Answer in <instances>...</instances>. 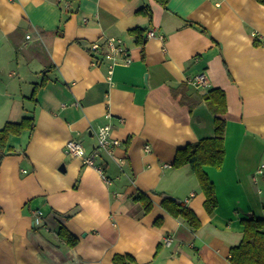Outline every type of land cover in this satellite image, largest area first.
<instances>
[{"label":"crops","instance_id":"obj_1","mask_svg":"<svg viewBox=\"0 0 264 264\" xmlns=\"http://www.w3.org/2000/svg\"><path fill=\"white\" fill-rule=\"evenodd\" d=\"M109 36L131 58L110 79L109 61L88 51ZM212 88L227 111L221 167L203 166L209 210L191 166L174 162L213 136ZM26 112L33 130L10 135L0 157V264H112L124 253L134 264H230L241 219L264 218V0H0V129ZM105 123L118 143L96 167L66 150L69 139L96 150ZM163 195L199 226L165 210Z\"/></svg>","mask_w":264,"mask_h":264},{"label":"trees","instance_id":"obj_2","mask_svg":"<svg viewBox=\"0 0 264 264\" xmlns=\"http://www.w3.org/2000/svg\"><path fill=\"white\" fill-rule=\"evenodd\" d=\"M165 5L167 0H157ZM145 29L135 28L131 34L135 36L138 42H143L142 35ZM44 81H42V84ZM34 98V94L32 96ZM204 100L209 109L215 115L214 134L210 137L201 138L199 141L188 144L178 150L175 157V166L188 164L195 172L201 189L206 200L205 207L213 209L217 204L215 187L208 179L203 166L209 165L215 168L221 167L224 157V132L225 119L223 115L226 110L225 93L220 88H212L204 94ZM34 128L33 112H26L20 122H8L0 129V157L4 154L2 151L7 146V140L10 135L18 136L21 132H31ZM9 150H13L8 146ZM137 199L142 201L144 208L150 209V201L145 195H137ZM162 206L171 215L182 217L193 228L199 226L196 215L191 208L187 207L182 201L163 195ZM160 220V219H159ZM158 220V221H159ZM157 221V223H158ZM160 222V221H159ZM243 225V234L240 242L230 249L228 260L230 264H264V218L249 216L241 219ZM58 235L66 239L68 244L74 245L77 241L66 229L59 227ZM112 264H134L133 258L128 254H115Z\"/></svg>","mask_w":264,"mask_h":264},{"label":"built area","instance_id":"obj_3","mask_svg":"<svg viewBox=\"0 0 264 264\" xmlns=\"http://www.w3.org/2000/svg\"><path fill=\"white\" fill-rule=\"evenodd\" d=\"M147 37L155 36L154 29H150L146 33ZM26 37H29V35H26ZM88 51L93 54V57L95 55H99L105 59H107L110 63V68L108 70V78L110 79L111 71L113 65L116 63H124L128 64L131 60L128 54V49L125 46V43L121 37L117 36H109L105 38L103 42L99 41H93L90 43L88 47ZM189 82L192 83L195 87H201L206 84V80L203 74H198L193 76L191 79H189ZM109 116V115H107ZM110 124L105 123L97 127L95 129V135L97 138V149L92 151L91 153H86L84 147L78 140L76 139H69L66 144V150L74 157H77L87 165L95 166V160L96 156L99 155V152L101 150H105L107 153H112V146L116 145L118 142L115 139L110 138ZM146 150H149V147H145ZM262 166L258 169V172H262ZM97 170L103 174L102 169L97 166ZM37 215L36 221L39 220L38 216H40V210L35 211ZM171 239L169 237L165 238V242L169 243Z\"/></svg>","mask_w":264,"mask_h":264},{"label":"rangeland","instance_id":"obj_4","mask_svg":"<svg viewBox=\"0 0 264 264\" xmlns=\"http://www.w3.org/2000/svg\"><path fill=\"white\" fill-rule=\"evenodd\" d=\"M13 70V69H12Z\"/></svg>","mask_w":264,"mask_h":264}]
</instances>
